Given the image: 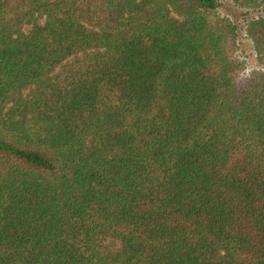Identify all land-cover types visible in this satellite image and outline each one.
<instances>
[{
  "label": "trees",
  "instance_id": "16d2710c",
  "mask_svg": "<svg viewBox=\"0 0 264 264\" xmlns=\"http://www.w3.org/2000/svg\"><path fill=\"white\" fill-rule=\"evenodd\" d=\"M230 2L0 0V264H264V0Z\"/></svg>",
  "mask_w": 264,
  "mask_h": 264
},
{
  "label": "rangeland",
  "instance_id": "374dc122",
  "mask_svg": "<svg viewBox=\"0 0 264 264\" xmlns=\"http://www.w3.org/2000/svg\"><path fill=\"white\" fill-rule=\"evenodd\" d=\"M222 12L230 15H237L239 9L230 2V0H223ZM238 55L241 59L246 61V70L251 72L252 70L258 68L259 63L256 59L255 52L253 49V44L250 39H248L245 34H243L242 44H240L238 49Z\"/></svg>",
  "mask_w": 264,
  "mask_h": 264
}]
</instances>
